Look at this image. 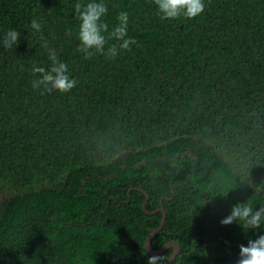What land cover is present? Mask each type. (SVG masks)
Returning <instances> with one entry per match:
<instances>
[{"label": "trees", "instance_id": "1", "mask_svg": "<svg viewBox=\"0 0 264 264\" xmlns=\"http://www.w3.org/2000/svg\"><path fill=\"white\" fill-rule=\"evenodd\" d=\"M76 2L0 0V264H147L158 207L150 245L176 240L171 264H236L264 234L220 222L237 202L264 206V0H203L191 19L105 0L139 46L87 60ZM41 35L78 81L67 93L32 88L33 65H50Z\"/></svg>", "mask_w": 264, "mask_h": 264}, {"label": "clouds", "instance_id": "2", "mask_svg": "<svg viewBox=\"0 0 264 264\" xmlns=\"http://www.w3.org/2000/svg\"><path fill=\"white\" fill-rule=\"evenodd\" d=\"M153 2L161 19L182 17L191 19L200 15L205 9L203 0H153ZM73 7L76 19L79 21L77 38L80 44L76 51L82 53L84 59H90L97 54L108 59H115L122 54L123 50L130 51L131 45L139 46L135 38L127 36L128 12H119L116 16L117 23L110 27L103 19L108 11L105 0H77ZM30 26L37 33L42 30L38 18L32 19ZM71 35L70 29L65 31V36ZM20 36L21 33L16 29H8L2 40L3 46L7 49L15 48L20 42ZM40 39L42 40L41 46L48 52L50 65L47 68L33 65L31 71L35 78L32 80V88L39 90L41 95L54 90L61 93L69 92L78 81L70 78L68 65L58 59L56 50L48 46V41L43 39L42 35ZM220 222L225 225L236 222L243 230L251 228L255 232L264 223V206L254 210L250 202H237ZM163 260L162 255L152 254L148 256L147 264H163ZM236 264H264V234L257 235L255 239H249L246 246H239Z\"/></svg>", "mask_w": 264, "mask_h": 264}, {"label": "water", "instance_id": "3", "mask_svg": "<svg viewBox=\"0 0 264 264\" xmlns=\"http://www.w3.org/2000/svg\"><path fill=\"white\" fill-rule=\"evenodd\" d=\"M142 207L144 208V202L142 203ZM157 210H159L162 213L161 219H160L159 224L157 226L151 228L150 232L146 236L145 241H144L145 249L150 254H158V253H161L162 251H164L168 248H171L170 255L163 262V264H171V261L174 259L175 255L177 254V252L179 251V248H180V245L176 240H169V241L165 242L164 244H162L161 246H159L158 248H152L150 245L152 237L160 230V228L164 222L165 211H164L163 207H158V208L153 209L151 211L146 210L147 212H155Z\"/></svg>", "mask_w": 264, "mask_h": 264}, {"label": "flooded vegetation", "instance_id": "4", "mask_svg": "<svg viewBox=\"0 0 264 264\" xmlns=\"http://www.w3.org/2000/svg\"><path fill=\"white\" fill-rule=\"evenodd\" d=\"M145 162H146V160H145V159H142L140 162H138V164H137V163H136V164H137V165H140L141 163H145ZM131 174H132L131 179L133 180V183H132L131 189H134V181L137 180L138 175L134 173V169L132 170ZM118 181L120 182L121 179H118ZM112 184H117V183L113 181V182H111V185H112ZM109 189H110V197H111L112 199L115 200L116 198H115L114 192L120 190V187H110ZM130 201H131V200H130ZM130 201H129V202H130ZM123 202H124L123 200H120V201L118 202V205H120V204L123 203ZM126 218H127V217H125V218H121V221H124ZM118 220L120 221V218H118ZM121 221H120V223H121ZM130 224H131L132 228H134V223H130ZM128 247H129V246H128ZM121 248H122V246L120 247V249H121Z\"/></svg>", "mask_w": 264, "mask_h": 264}]
</instances>
